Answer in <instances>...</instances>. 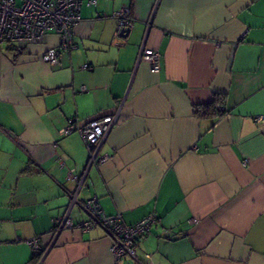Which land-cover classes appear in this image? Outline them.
I'll use <instances>...</instances> for the list:
<instances>
[{
    "label": "crops",
    "instance_id": "crops-1",
    "mask_svg": "<svg viewBox=\"0 0 264 264\" xmlns=\"http://www.w3.org/2000/svg\"><path fill=\"white\" fill-rule=\"evenodd\" d=\"M73 34L56 64L42 59L53 31L0 43V264H264V0H97ZM142 46L160 52L158 72ZM216 96L217 113H194ZM118 106L107 159L79 185L88 151L61 129ZM92 197L127 224L156 215L134 257L115 260L103 227H77ZM68 208L73 226L54 236Z\"/></svg>",
    "mask_w": 264,
    "mask_h": 264
},
{
    "label": "built area",
    "instance_id": "built-area-1",
    "mask_svg": "<svg viewBox=\"0 0 264 264\" xmlns=\"http://www.w3.org/2000/svg\"><path fill=\"white\" fill-rule=\"evenodd\" d=\"M96 3L97 0H0V43L7 42L23 47L42 41L46 32L53 31L59 36V47L48 48L42 59L49 64H56L60 51L69 52L77 47L73 29L80 20L82 4L91 6ZM113 15L117 20L118 30L132 26L129 8L116 10ZM137 60L148 62L154 72L160 70L161 56L158 50L142 46ZM82 67L90 66L85 63ZM81 89L85 90V87L81 86ZM119 111L120 106L113 113L94 117L84 123H79L76 117H67L61 133L65 135L78 132L88 151L86 169L82 177L77 179V176L70 173L71 177L78 180L79 185L83 183L86 171L92 165L98 166L106 161L107 155L100 154L99 150L117 122ZM254 120L264 121V115L254 116ZM80 205L90 218L78 223L77 227L82 230L91 229L95 225L103 227L111 238L110 252L115 260L127 255L134 257L137 240L145 236L156 222V215L150 213L133 224H127L120 214H107L100 207L96 197ZM69 209L54 219V236L62 229L73 226ZM27 242L32 248L33 256L41 258L48 249L47 246H42L39 238H32Z\"/></svg>",
    "mask_w": 264,
    "mask_h": 264
},
{
    "label": "trees",
    "instance_id": "trees-1",
    "mask_svg": "<svg viewBox=\"0 0 264 264\" xmlns=\"http://www.w3.org/2000/svg\"><path fill=\"white\" fill-rule=\"evenodd\" d=\"M220 101V98L218 96H216L214 98V101L208 105H203V106H194V113L197 115V116H208V115H213L215 113H217V109L215 107V102H219ZM36 257V256H35Z\"/></svg>",
    "mask_w": 264,
    "mask_h": 264
},
{
    "label": "water",
    "instance_id": "water-1",
    "mask_svg": "<svg viewBox=\"0 0 264 264\" xmlns=\"http://www.w3.org/2000/svg\"><path fill=\"white\" fill-rule=\"evenodd\" d=\"M131 27H123V28H121L120 29V34H127L130 31Z\"/></svg>",
    "mask_w": 264,
    "mask_h": 264
}]
</instances>
